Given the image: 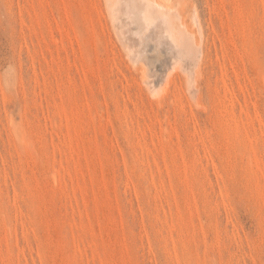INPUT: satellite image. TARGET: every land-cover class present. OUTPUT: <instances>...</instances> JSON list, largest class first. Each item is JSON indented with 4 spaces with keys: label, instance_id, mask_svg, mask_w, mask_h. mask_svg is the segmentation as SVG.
I'll return each instance as SVG.
<instances>
[{
    "label": "rangeland",
    "instance_id": "obj_1",
    "mask_svg": "<svg viewBox=\"0 0 264 264\" xmlns=\"http://www.w3.org/2000/svg\"><path fill=\"white\" fill-rule=\"evenodd\" d=\"M164 1L195 96L189 58L142 83L110 0H0V264H264V0Z\"/></svg>",
    "mask_w": 264,
    "mask_h": 264
},
{
    "label": "bare ground",
    "instance_id": "obj_2",
    "mask_svg": "<svg viewBox=\"0 0 264 264\" xmlns=\"http://www.w3.org/2000/svg\"><path fill=\"white\" fill-rule=\"evenodd\" d=\"M108 6H111L110 8L113 11V16L115 19L114 22L116 26L113 23V27H117L123 32L121 34H123V37H125V40H127V42L129 40L131 41V43L128 42L130 47L129 52L134 62L133 65L139 66L140 80L142 81V83L148 85L150 88H154L158 84L162 83V94L163 91H167V89L165 88L169 85H167L166 81H168L169 83V80H171V78L173 79L174 77L175 73L172 72H174L176 69H178L177 71L183 72L179 70L180 65H178L177 67L175 66L176 68H174V71L171 68V65L175 62V59L189 58L193 63L192 64L190 62L193 65L192 68L194 69V71L193 73L189 74L188 72H183V74L184 76L186 75V73L188 74L184 78L189 83V89L191 91L192 96H195L196 87L194 83H196L201 77V75H203V71L201 73L200 67H203L202 65L205 61V41L203 40L204 34L200 25L201 23L199 21L197 11L195 13L196 20L194 18L195 23L190 24V22L186 20V17L182 10H180L181 6H178L177 9L179 10H177L169 3H166L164 0H110V4ZM119 10L122 13V17L119 16ZM118 16L121 19H118ZM116 30L117 29H115V32ZM123 49L125 50V48ZM127 52L128 51L126 50V53ZM150 53H157L159 56L162 57L165 65L163 74H166L168 70H171V74H173V77L169 75V80H165V77L164 80L161 79V81L158 82L155 80L156 78H154V76L156 75L153 74L155 73V71H153L152 73L150 70L153 69V67H157V65L152 66V68L149 70L148 65L150 64L145 61V58L150 56ZM127 54L129 56V53ZM152 57L155 58V56H151V59ZM147 60H149V58H147ZM155 61H157V55ZM155 63L156 62H153V64ZM141 65H144V67H140ZM160 65H162V63ZM164 84L166 86H164ZM197 84L199 85V82L196 83V86L198 87ZM168 87H171V85H169ZM170 89L171 88H168V90ZM166 91L164 93H166ZM198 91L200 90L198 89ZM168 92L170 91H167V93ZM154 95L156 94L154 93ZM198 98L197 103L200 104L202 102H200L201 97ZM199 104L197 105L198 107Z\"/></svg>",
    "mask_w": 264,
    "mask_h": 264
}]
</instances>
